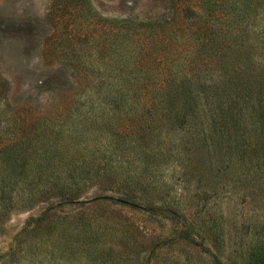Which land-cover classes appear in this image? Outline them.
Masks as SVG:
<instances>
[{
	"label": "rangeland",
	"instance_id": "374dc122",
	"mask_svg": "<svg viewBox=\"0 0 264 264\" xmlns=\"http://www.w3.org/2000/svg\"><path fill=\"white\" fill-rule=\"evenodd\" d=\"M0 264H264V0H0Z\"/></svg>",
	"mask_w": 264,
	"mask_h": 264
},
{
	"label": "trees",
	"instance_id": "16d2710c",
	"mask_svg": "<svg viewBox=\"0 0 264 264\" xmlns=\"http://www.w3.org/2000/svg\"><path fill=\"white\" fill-rule=\"evenodd\" d=\"M242 58L238 59L233 64L231 70L225 74V75H228L229 77H227V78L225 76L222 77L223 83H221V84L225 87H229L230 90H232L233 88L236 90L235 83H238L241 86H242V83L249 85L250 83H252L255 80V78L258 77V75L256 74L258 72L256 67L254 65H252L254 67V69L253 68L251 69L250 67L247 66L246 62L248 60H244ZM239 60H241V61H239ZM212 78L213 77H211L210 80H212ZM172 81H176V77L172 78ZM167 94H168V98L166 100H168L170 103H171V101L174 103H176L178 101V99H179L178 93L168 92ZM212 102L213 101H211V103ZM163 108H166V107H163ZM142 111L143 110L140 109V113ZM167 112H168V117L166 114L167 118H164V119L167 120L170 123V125H173V123L178 122L179 124H178L177 128H182L183 122L181 120H178V118H177L175 120L173 119V121H172V118L177 116V114L173 115L172 114L173 111L171 109H168ZM131 114H132L131 110L126 111V115H131ZM150 115H151L150 118H152L153 114L151 112H150ZM135 118L136 117H133L130 119L129 123L126 125V128L128 130H133L136 128L144 129V125L140 124L141 120L140 121L134 120ZM150 121H151V119H150ZM106 122L107 123L101 122L99 124V128L98 129L96 128V129L101 134V136H102V134H106V135L108 134L109 140L106 142V144H109V146H107L106 144H103V142H102V144H100V142H98V140H96V142L92 145L90 150H89V148L86 149V152L90 156L95 155L96 158H98V159L104 158L105 163L108 161V159H110L108 161V163L105 165V168H102V169L98 168V173L101 170V172H104L106 175H109V174H115L116 173V169L113 166V162L119 161L117 159V157L112 158V156H114L115 153L117 154V152L119 151V149L115 147L114 143L117 142V137L122 138V136H121L122 133L121 134H118V133L115 134V133H116L118 127H119V129H122V128H125V125H123V122H121L119 120V118H114L113 116L110 117L109 120H107ZM91 134H93V133H91ZM82 151H84V149H82ZM81 166H83V164ZM90 166H92L91 163H85V165L83 167H81L79 170H77V168H75L74 171H75V173L78 172V176H83L84 174L87 176V175H89V173H91V172H88L90 169H87ZM106 166H108V167L106 168ZM71 168L67 169V171L70 170ZM75 178L76 177L73 175V168H72L71 172L69 173V171H68L67 176L64 177V183L75 181L76 180ZM64 189L65 188H63V190ZM109 201H111V200H109ZM76 204H81V203L77 202Z\"/></svg>",
	"mask_w": 264,
	"mask_h": 264
},
{
	"label": "water",
	"instance_id": "95a60500",
	"mask_svg": "<svg viewBox=\"0 0 264 264\" xmlns=\"http://www.w3.org/2000/svg\"><path fill=\"white\" fill-rule=\"evenodd\" d=\"M98 200H110V198H108V197H101V198L93 199L90 202H95V201H98Z\"/></svg>",
	"mask_w": 264,
	"mask_h": 264
}]
</instances>
